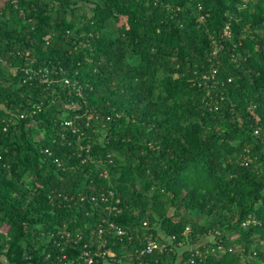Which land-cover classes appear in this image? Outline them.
<instances>
[{
	"label": "trees",
	"instance_id": "trees-1",
	"mask_svg": "<svg viewBox=\"0 0 264 264\" xmlns=\"http://www.w3.org/2000/svg\"><path fill=\"white\" fill-rule=\"evenodd\" d=\"M0 157V264H264V0H6Z\"/></svg>",
	"mask_w": 264,
	"mask_h": 264
},
{
	"label": "built area",
	"instance_id": "built-area-1",
	"mask_svg": "<svg viewBox=\"0 0 264 264\" xmlns=\"http://www.w3.org/2000/svg\"><path fill=\"white\" fill-rule=\"evenodd\" d=\"M203 20V17L201 18ZM224 35L226 37H230L231 36V31L229 29V27L226 28ZM219 50L215 49L213 52V56L216 58V56L218 55ZM218 61H216L215 64H217ZM41 73V71H40ZM216 73V70L213 71V76L212 78L214 79V74ZM48 74V73H47ZM210 76H206L205 79L210 80ZM45 83L50 82L49 78L46 77V73L44 74V81ZM66 84L71 85V83L69 81H66ZM68 126H72V123H67ZM1 159V157H0ZM110 196L113 197V194L110 193ZM104 197V196H103ZM94 200V199H93ZM102 200L107 201L108 199H106L105 197L102 198ZM119 203V201H117ZM147 223L144 224V227H147ZM110 227L112 229L116 230V234L118 236H128V233L122 229L116 228L113 224L110 225ZM104 235V229H100L99 231V238L101 239V248H105L107 245V240H105L103 238ZM172 244L171 240H165V241H160L157 237L155 238L154 235H150L149 237L146 238V241L144 243V245L142 247H140L139 249L136 250L135 254H136V259L139 260L142 257L145 256H150L153 255L154 253L158 252L160 254L167 252L168 250H172V248L170 247ZM170 247V248H169ZM219 251H224V247L219 246L218 248ZM111 257L114 258L115 257V253H113L111 250H100L97 252H91L89 251H84L81 255V260L86 263V264H93L94 262V257Z\"/></svg>",
	"mask_w": 264,
	"mask_h": 264
},
{
	"label": "rangeland",
	"instance_id": "rangeland-1",
	"mask_svg": "<svg viewBox=\"0 0 264 264\" xmlns=\"http://www.w3.org/2000/svg\"><path fill=\"white\" fill-rule=\"evenodd\" d=\"M1 2V1H0ZM4 5V3H0V8Z\"/></svg>",
	"mask_w": 264,
	"mask_h": 264
},
{
	"label": "crops",
	"instance_id": "crops-1",
	"mask_svg": "<svg viewBox=\"0 0 264 264\" xmlns=\"http://www.w3.org/2000/svg\"><path fill=\"white\" fill-rule=\"evenodd\" d=\"M1 2L0 3H4L6 0H0Z\"/></svg>",
	"mask_w": 264,
	"mask_h": 264
}]
</instances>
